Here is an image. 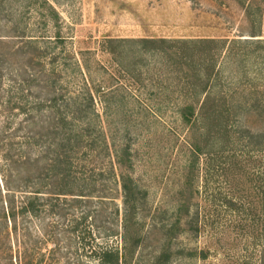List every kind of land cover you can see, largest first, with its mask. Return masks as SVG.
<instances>
[{
  "label": "rangeland",
  "instance_id": "rangeland-1",
  "mask_svg": "<svg viewBox=\"0 0 264 264\" xmlns=\"http://www.w3.org/2000/svg\"><path fill=\"white\" fill-rule=\"evenodd\" d=\"M0 264H264V0H0Z\"/></svg>",
  "mask_w": 264,
  "mask_h": 264
},
{
  "label": "trees",
  "instance_id": "trees-1",
  "mask_svg": "<svg viewBox=\"0 0 264 264\" xmlns=\"http://www.w3.org/2000/svg\"><path fill=\"white\" fill-rule=\"evenodd\" d=\"M59 160H61V159H59ZM121 185H122V187H123V190H124V192H126V190H127V192H128V194H129V189H128V187L126 186V184L122 181V183H121ZM129 198V197H128ZM124 203H125V205H126V202L124 201ZM125 214L123 213V216H124ZM104 254L106 253V251H104L103 252Z\"/></svg>",
  "mask_w": 264,
  "mask_h": 264
}]
</instances>
